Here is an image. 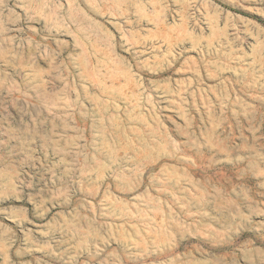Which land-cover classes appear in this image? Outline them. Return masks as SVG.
Returning <instances> with one entry per match:
<instances>
[{
  "label": "rangeland",
  "instance_id": "obj_1",
  "mask_svg": "<svg viewBox=\"0 0 264 264\" xmlns=\"http://www.w3.org/2000/svg\"><path fill=\"white\" fill-rule=\"evenodd\" d=\"M0 264H264V0H0Z\"/></svg>",
  "mask_w": 264,
  "mask_h": 264
}]
</instances>
